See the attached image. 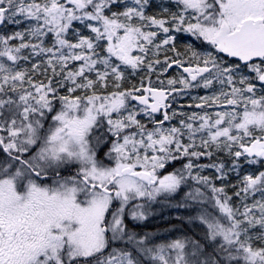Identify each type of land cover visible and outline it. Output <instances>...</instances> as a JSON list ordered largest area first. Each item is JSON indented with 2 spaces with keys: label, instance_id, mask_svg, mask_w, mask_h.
Instances as JSON below:
<instances>
[{
  "label": "snow or ice",
  "instance_id": "obj_1",
  "mask_svg": "<svg viewBox=\"0 0 264 264\" xmlns=\"http://www.w3.org/2000/svg\"><path fill=\"white\" fill-rule=\"evenodd\" d=\"M5 23L0 264H264V0H0Z\"/></svg>",
  "mask_w": 264,
  "mask_h": 264
},
{
  "label": "rangeland",
  "instance_id": "obj_2",
  "mask_svg": "<svg viewBox=\"0 0 264 264\" xmlns=\"http://www.w3.org/2000/svg\"><path fill=\"white\" fill-rule=\"evenodd\" d=\"M129 2H131V0H129ZM156 2H158V0H156ZM154 11V9H148V13L152 14ZM4 25H8V32H3L4 30H0V35L3 34H11V32L16 31V30H21L23 27H25L26 25H14V24H8L5 23ZM188 43H192L194 44L197 48L200 47V43L199 41H196L194 37H190V36H183L179 41H178V45H179V51L183 52L184 51V45L188 44ZM167 55L172 56L174 55V53L168 52ZM164 53L161 52L160 53V57L161 59H163ZM34 59H38V58H34ZM25 67H30L29 64H26L25 62H21ZM131 71V70H129ZM178 69L173 68L171 71H169L167 74H165V77L162 78H167V77H174L177 76L178 74ZM42 79V77H41ZM129 80L133 83L137 82L139 80V76H129ZM153 80H155V77H153ZM205 94H209L206 90L203 89H194L191 90L189 93H185L182 95H178L176 97V100L172 103V107L178 111H184V112H191L195 109H191L188 108L187 105L189 104H193L195 101H193L192 97L194 96H202ZM171 100V98H170ZM183 106V107H182ZM57 108H59V105H57ZM212 111V110H210ZM142 118V117H141ZM105 131V129H98L96 130L95 134L96 135H100ZM103 151H107L106 148L103 149ZM103 153V152H101ZM220 158L225 162L226 165H229V158L227 157L226 153H222L220 154ZM202 162H207V161H202ZM247 167V166H245ZM166 174V173H163ZM229 181H231V183H236L237 182V176L236 174L230 173L229 177H228ZM219 183V182H217ZM231 194V193H230ZM259 197V194H257V198ZM157 205H153V209H154V215H151L149 217V219L147 221L144 222V225H148V224H153L156 222H166L169 223V221L171 220H176L175 217L178 214L177 210L175 209H171V208H161V206H158V208L156 207ZM173 225H170L168 227V230H170L172 228ZM178 228V227H177ZM161 231L158 233V235L163 239V238H171L172 233H170V231Z\"/></svg>",
  "mask_w": 264,
  "mask_h": 264
},
{
  "label": "trees",
  "instance_id": "obj_3",
  "mask_svg": "<svg viewBox=\"0 0 264 264\" xmlns=\"http://www.w3.org/2000/svg\"><path fill=\"white\" fill-rule=\"evenodd\" d=\"M8 25H2L0 26V30H4L3 32H8ZM43 78V77H42ZM100 156H103V153L99 152L98 153ZM172 169L171 168H168L167 170H165L163 173H166L167 171H171ZM158 205L157 204V208H158ZM170 225H175L176 227H180V224H179V221L178 220H171L169 221V223H166V222H156V223H153V224H148V225H144V230L145 231H150V232H156L157 234L161 231H166L168 230V227Z\"/></svg>",
  "mask_w": 264,
  "mask_h": 264
},
{
  "label": "water",
  "instance_id": "obj_4",
  "mask_svg": "<svg viewBox=\"0 0 264 264\" xmlns=\"http://www.w3.org/2000/svg\"><path fill=\"white\" fill-rule=\"evenodd\" d=\"M1 26V25H0ZM171 70V69H170Z\"/></svg>",
  "mask_w": 264,
  "mask_h": 264
}]
</instances>
